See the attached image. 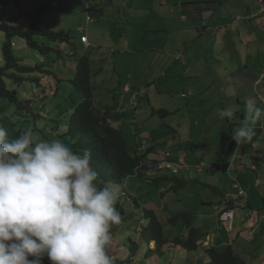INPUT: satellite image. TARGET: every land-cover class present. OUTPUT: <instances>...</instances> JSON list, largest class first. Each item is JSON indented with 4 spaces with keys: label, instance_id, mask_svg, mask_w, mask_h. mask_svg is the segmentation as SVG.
Returning <instances> with one entry per match:
<instances>
[{
    "label": "rangeland",
    "instance_id": "374dc122",
    "mask_svg": "<svg viewBox=\"0 0 264 264\" xmlns=\"http://www.w3.org/2000/svg\"><path fill=\"white\" fill-rule=\"evenodd\" d=\"M62 1L0 0V18H3L10 24H17L20 21H22V24H26L30 22V18L28 17L42 4H61L63 3ZM68 1L74 2L72 4H67L65 7L48 11L44 15L43 23L44 26L49 29L53 28L56 31H60V28L56 27L59 23H68L69 25L76 23L72 29V31L74 30L73 33L70 32L72 36L70 41L58 42L54 44L55 49L49 52H43L39 49L29 47L23 38L16 37L14 39L15 54L23 59L26 64H44L48 68L52 65L53 71L56 74H58L60 70H63V74L67 76V79L60 83L58 94H54L52 92L53 88L45 84V82H47V77L43 78V80L41 79L39 85L41 89L45 91V96L41 101L37 102L34 98L31 81H27L16 87L20 97L25 99L28 98V100L34 99L35 107L42 109V116L37 122L39 125L43 124L47 127L46 131H48V135L67 131L70 124L69 121L73 117V113L81 100L80 95L82 92L76 89L71 81V79L76 77V65L79 62V58L82 55L90 56L93 70L96 68L94 56L98 50H94L93 48L89 49V45L87 43V45L83 44L81 40V35L83 33L86 34L88 27L91 26L90 22L87 20L90 12L88 7V2L90 0ZM237 1L239 2L240 0H233L232 5ZM95 3H100V0H96ZM18 16H20L19 19ZM148 18L149 15L144 14L143 16H135L134 20L137 23H146ZM98 22H101L100 18H97V22L95 23ZM80 27L81 31H79ZM64 29H66V27H63L61 30ZM5 38V32L0 28V58H2L1 48ZM37 38L40 42L45 40L43 36H38ZM197 45L198 41L184 50V54L188 57L185 63H189L187 72H190L189 69H193L197 58L200 60L203 57H198L196 55ZM58 46L61 51H59ZM219 46L218 44L214 47H218L219 51L221 49V46ZM148 48L152 47H148L147 43L139 45V51L130 54L128 62L129 67H126V70L123 69L124 67L118 65V68L113 72L110 65V67L106 69L105 75L100 79L97 78L98 75H95L94 72L92 73L95 102L101 100L105 104L106 102H110L111 105L116 102L118 104V106H116L118 109L122 104H126L127 108H130L129 116L122 117L124 120L123 126L117 125L118 123L116 121L117 128L121 129L123 127L121 130H124L129 150L132 153L138 150V153L142 154V148L148 147L146 145L152 146L155 142L156 149L164 152H171L167 159L171 166L167 169L150 174L151 178L159 179L158 181L149 180L150 182L148 184H136L134 180H131L128 187L129 195L125 193L120 194L116 207L121 214L122 220L119 225H114L111 229L113 239L108 248V253L113 260V264H197L198 251L184 249V252L181 251V254L175 247L166 245L162 248V253L156 252L152 254L150 252L151 248H155L156 243L155 241L150 243L142 236V229L150 226V219L143 210V207L153 210L163 223L166 220L167 214L170 216L180 211L193 212L198 215L194 223L201 229L202 233H204L203 237L207 238L211 229L217 231L214 225L207 229L205 221L208 218L210 219L211 215L212 219H215V213L217 212L215 211V203L213 202H216L221 197V194H216L212 187L205 185V181L208 183L213 182L218 185V178L222 176L221 181L223 184L226 183L225 186H229L228 180L231 178L240 183L242 182L243 185L246 184L245 186L249 189L258 190L254 187L253 181L250 180L249 174L245 172L242 175L241 172L234 170L233 173L235 175L232 177L228 171L214 173L208 169V167L211 168L209 162L218 163L219 159L217 160V158L213 159L209 157H213L214 153L210 151L216 150L218 140L214 135L212 136L204 133L203 124H206V119L211 114L217 113V109L213 110L211 106L213 100L212 92L216 87L226 84L223 81L233 79V77L225 78V76H231V71L236 66V61L230 58L229 54H223L221 62L224 66L221 71L218 69V72H220L218 75L210 77L213 80V82L211 81L212 84L210 82L208 84L209 87H201L202 81L208 76L200 75L198 78L200 81L198 91L196 95L192 96L194 92L190 89V83L194 75H191V73L188 75L186 73L178 75L174 74L173 70L170 71V73H166V71H164L165 64L162 63L158 65V62L154 60L157 53L148 51ZM160 49L155 51L161 52ZM218 51L215 50V52ZM227 52L232 51L226 50L224 53ZM108 55H111L110 51H108ZM41 59L43 61H41ZM150 65H152V67ZM214 66H216V63H212L208 60L201 68L204 72L207 71V74H209L210 71L214 69ZM176 69L181 71L179 68ZM237 75L240 78L241 72L239 73L237 71L234 77ZM236 79L237 78H234V80ZM48 83L50 84L49 81ZM121 83L122 85L127 83L135 88L132 89L131 94L125 93ZM133 95H136V98L133 97ZM163 110L167 111L168 114H165ZM41 111L39 112L41 113ZM114 111L116 110L114 109ZM203 116L207 117L203 120V124L192 125V123H196V121H199L198 119H201ZM215 118L219 117L216 116ZM237 121H239V118ZM139 124H145L143 130H147L148 128L147 132L154 131V138H150V140L148 138L143 139L141 137V132L143 131L139 129ZM223 144H225V142ZM82 151L83 150L79 149L77 153H82ZM182 155L186 158V161L178 162L177 158ZM223 156L225 155L221 157ZM221 160H223V158H221L220 161ZM184 164H188L191 169H194L197 176H193L189 179L190 182H188L189 186L187 188L183 187L175 191L171 186L174 179L186 180L189 178V172L184 170ZM198 165H202V170H204L203 173L197 171L196 167ZM175 168L179 169V174L174 173ZM205 178H207V180H204ZM97 184L100 187L105 185V183L98 180ZM135 189L147 191L146 194H138L139 196L137 199L140 202V206L136 199L130 196V194L134 195L133 190ZM163 189H166V191L161 192ZM244 195H247V193L242 196ZM203 200L205 202H202ZM258 207H261V211H264L263 200L258 204L257 208ZM166 229L168 230V227ZM166 234H169V231H166ZM257 238L256 236L254 243L264 238L263 234L259 236V239ZM255 245H258V243ZM215 247L223 249V247ZM201 254L204 255L203 253ZM202 257L203 264H207L206 257ZM43 264H50V262L46 260V257L43 260Z\"/></svg>",
    "mask_w": 264,
    "mask_h": 264
},
{
    "label": "crops",
    "instance_id": "0c3cea01",
    "mask_svg": "<svg viewBox=\"0 0 264 264\" xmlns=\"http://www.w3.org/2000/svg\"><path fill=\"white\" fill-rule=\"evenodd\" d=\"M67 1L63 0L62 5L59 3L60 7H65L74 2ZM232 1L100 0V3L97 4L94 0L91 2L89 11L100 18L101 22L95 23L97 22L96 18L94 23H90L91 26L88 27L87 33L82 34L88 36L89 49L98 50L94 56V63L97 68V70L95 68L94 74L98 75V79L105 75L106 69L110 65L113 72L118 68V65L126 70V67H129L130 54L138 52L139 45L147 43L148 47H152L147 50L157 53L154 60L158 62V65L165 64L164 71L166 73L173 70V73L178 75L183 73L194 75L190 83V89L194 92L192 96L196 95L198 91L200 75L208 76L201 83V87L205 88L209 87L208 84L211 81L213 82L210 77L220 73L218 69L221 71L224 66L221 62L223 54H229L230 58L236 61L231 76H225V78L233 77V79L223 81L226 84L213 90L211 104L213 110L234 107V117L230 121L228 118L221 120L215 113L208 118L203 116L192 125H201L203 120L207 118L206 124H203L204 133L214 135L218 140L216 150L210 151L214 153L213 157H209L219 160L218 163L215 160L216 163L209 162L211 166V168L208 167L209 170L214 173L228 171L232 177L235 175L234 170L241 172L242 175L245 172L249 174L250 180L253 181L254 187L258 190L249 189L245 186L246 184L243 185L242 182L231 178L228 180L229 186H225L226 183L223 184L221 181L222 176L218 178V185L205 181V185L212 187L216 194H221L217 201L230 199L234 194L235 185H239L247 193V196L239 198L237 207H232L221 214L217 212L214 220L211 215V218L205 221L207 229L214 225L217 231L211 229L208 237L204 238L203 244L201 243L202 245L197 252V264H203L202 256L206 257L207 263L206 248L212 246L224 248L231 243L233 247L236 246L235 250L249 264H264V238L259 239L262 234L264 237V211H261V207L257 208L258 204L262 200L264 201V120L257 123L255 135L250 141L237 144L231 139V134L242 124L247 99L254 100L258 107L264 108V78L261 76L264 74V12L258 14L261 1L264 0H240L234 5H232ZM144 14L149 15L146 23H137L134 20L135 16H143ZM75 25L76 23L70 25L59 23L56 27H59L60 30L66 27L64 30L73 33L74 30L72 31V29ZM79 31H81V27ZM196 41H198L196 55L203 57L200 60L197 58L193 69H189L190 72H187L189 63H185L188 57L184 54V50L194 45ZM218 44L221 46L219 51L218 47H214ZM157 49H160L161 52L155 51ZM226 50L232 52L224 53ZM108 51L111 52V55H108ZM208 60L216 63L209 74L201 68ZM150 66L152 67V65ZM237 71L241 72L240 78L238 75L234 77ZM234 78L237 79L234 80ZM122 86L123 91L129 94L135 88L127 83ZM116 106H118L116 102L111 105L110 102L105 104L99 100L96 102V112L102 115L108 123L116 126L117 121V125L123 126L122 117L129 116L130 108H127L126 104L120 105L119 109ZM216 116L219 118H215ZM238 118L239 121H237ZM144 127L145 124H139V129L143 131L141 137L149 140L154 138V131L147 132L148 128L143 130ZM122 131L124 134V130ZM224 142L225 144H223ZM146 146L148 147L141 149L142 153H145V160L139 168V172L128 178L125 183L127 190L124 189L122 194L129 195L128 187L131 180H134L136 184H148L149 180H154L150 174L160 170L155 167L158 163L164 161L166 164H170L167 160L171 154L170 151L164 152L156 149L155 142L152 146ZM222 155L225 156L221 157ZM182 157L183 155L177 158L178 162L186 161V158ZM221 158L223 160L220 161ZM183 167L189 172V178L174 180L171 186L175 191H177L179 181L185 182L184 187L187 188L189 179L197 176L196 171L191 169L188 164H184ZM213 167L215 168L213 169ZM196 169L199 173L204 171L202 165H198ZM179 173L180 171L177 174ZM135 190H133L134 195L130 194V196L138 197V194L147 193L145 190ZM256 236L259 239L258 245L254 243ZM176 249L181 254L184 252L182 247Z\"/></svg>",
    "mask_w": 264,
    "mask_h": 264
},
{
    "label": "clouds",
    "instance_id": "9594fccd",
    "mask_svg": "<svg viewBox=\"0 0 264 264\" xmlns=\"http://www.w3.org/2000/svg\"><path fill=\"white\" fill-rule=\"evenodd\" d=\"M96 18L90 11L88 22ZM234 113V107L217 109L221 120ZM262 120L264 108L247 99L231 139L250 141ZM97 180L90 149L77 153L60 139L36 140L31 129L10 139L0 126V264H43L45 257L50 264H113L108 248L111 229L122 220L121 189Z\"/></svg>",
    "mask_w": 264,
    "mask_h": 264
},
{
    "label": "trees",
    "instance_id": "16d2710c",
    "mask_svg": "<svg viewBox=\"0 0 264 264\" xmlns=\"http://www.w3.org/2000/svg\"><path fill=\"white\" fill-rule=\"evenodd\" d=\"M56 8L62 7H60V4H42L30 15V22L26 24H22V21L17 24H10L0 18V28L5 32L6 37L1 48L2 58H0V126L6 129L10 139H15L22 132L31 129L36 140L60 139L74 152L79 151V149H90L94 167L98 172V181L105 184H117L122 189V192L124 189L127 190L125 183L128 178L139 172L138 170L145 160V153L140 154L138 151L132 153L128 148L123 131L112 123H108L102 115L96 112L95 94L92 84V73L94 70L90 56L83 55L79 59L76 65V77L74 79L70 78L76 89L81 91L83 95H80L81 100L69 121L70 124L67 131L48 135L47 127L43 124L39 125L37 122L43 111L35 107L34 102L35 100L36 102L41 101L45 96V91L39 85L40 80L47 77L45 84L53 88L52 92L54 94H58L59 85L67 79V76L63 74V70H58L59 73L56 74L52 65L48 68L44 64H26L23 59L15 54L14 39L16 37L23 38L29 47L43 52L55 49L54 44L58 42L70 41L72 39L70 32L65 30L56 31L53 28L49 29L44 26V15ZM19 18L20 16H18ZM38 36H43L45 40L40 42L37 38ZM58 49L61 51L59 46ZM41 61L43 60L41 59ZM27 81L32 83L35 100L20 97L16 89L17 86ZM163 111L168 114L167 111ZM154 180L158 181L159 179ZM174 180L178 181V179ZM184 184L185 182L179 181L177 191L179 187H184ZM165 191L166 189L161 190V192ZM134 198L140 206L137 197ZM225 201L227 200L215 202V205ZM232 202L238 203L239 201L236 199L232 200L229 202L230 205L219 214L232 207H237ZM143 210L150 219V226L142 229V236L149 242L155 241V248L150 249L152 254L156 252L162 253V248L166 245L175 248L180 246L190 251H198L200 249L203 244L204 233L194 223L198 215L190 211H180L170 216L167 214L163 223L153 210H149L146 207H143ZM215 211L217 212L216 209ZM167 227L168 230L166 229ZM166 231H169V234H166ZM205 253L208 259L207 264H249L234 249L232 243L223 249H218L214 246L208 247L205 249ZM46 260L50 262L47 257Z\"/></svg>",
    "mask_w": 264,
    "mask_h": 264
},
{
    "label": "built area",
    "instance_id": "2783aa9c",
    "mask_svg": "<svg viewBox=\"0 0 264 264\" xmlns=\"http://www.w3.org/2000/svg\"><path fill=\"white\" fill-rule=\"evenodd\" d=\"M264 11V3L261 5V8H260V11L259 12H263ZM258 12V13H259ZM254 14H256V12H254ZM89 20H93V17L92 16H90L89 17ZM84 39L85 40H87L88 38L87 37H84ZM135 98H136V95L134 96ZM171 165L170 164H166L164 161H162V162H160V163H158L157 165H155V167L157 168V169H164L165 167H170ZM215 167H213V169H214ZM179 172V169L178 168H175L174 169V173H178ZM234 189H235V191H234V194H233V196L230 198V199H227V201H225L224 203H221V204H216L215 205V209L217 210V212L218 213H220V212H222L223 210H225L229 205H230V203L229 202H231L232 200H238L239 201V198L243 195V194H245L246 192L239 186V185H235L234 186ZM247 195H244V196H242V197H246ZM229 203V204H228ZM232 204H234V205H238V203H236V202H232Z\"/></svg>",
    "mask_w": 264,
    "mask_h": 264
}]
</instances>
